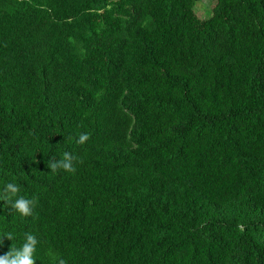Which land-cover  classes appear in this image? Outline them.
I'll return each mask as SVG.
<instances>
[{"label":"trees","instance_id":"obj_1","mask_svg":"<svg viewBox=\"0 0 264 264\" xmlns=\"http://www.w3.org/2000/svg\"><path fill=\"white\" fill-rule=\"evenodd\" d=\"M198 1L0 0V255L264 264V0Z\"/></svg>","mask_w":264,"mask_h":264},{"label":"clouds","instance_id":"obj_2","mask_svg":"<svg viewBox=\"0 0 264 264\" xmlns=\"http://www.w3.org/2000/svg\"><path fill=\"white\" fill-rule=\"evenodd\" d=\"M87 133H81L79 135L77 143L83 144L89 139ZM76 163H83V159L75 156L72 153L65 152L63 158L60 160L51 159L47 166L51 171L56 172L60 169L65 172L75 173ZM20 188L14 183H7L3 188V197L0 200L6 201L7 205L15 209L21 216H31L33 214L34 200L27 199L21 195ZM3 237H7L8 240L12 241L14 239L12 232H7L0 235V244L3 243ZM39 243L37 238L31 234L26 233L24 243L20 248H10L9 251L3 255H0V264H35V252L36 246ZM54 264H66L63 258L50 253Z\"/></svg>","mask_w":264,"mask_h":264},{"label":"rangeland","instance_id":"obj_3","mask_svg":"<svg viewBox=\"0 0 264 264\" xmlns=\"http://www.w3.org/2000/svg\"><path fill=\"white\" fill-rule=\"evenodd\" d=\"M203 1V2H202ZM213 6V3H208L207 1L205 0H200L197 2L196 4V11H197V14L200 16V17H205L207 16L210 12V8ZM209 12V13H208Z\"/></svg>","mask_w":264,"mask_h":264}]
</instances>
